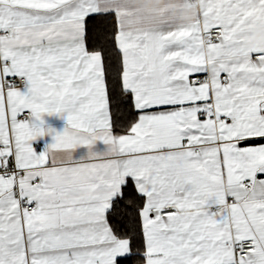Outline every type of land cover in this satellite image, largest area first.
Returning <instances> with one entry per match:
<instances>
[{"label": "snow or ice", "instance_id": "6c2138e0", "mask_svg": "<svg viewBox=\"0 0 264 264\" xmlns=\"http://www.w3.org/2000/svg\"><path fill=\"white\" fill-rule=\"evenodd\" d=\"M0 264H264V0H0Z\"/></svg>", "mask_w": 264, "mask_h": 264}, {"label": "crops", "instance_id": "0c3cea01", "mask_svg": "<svg viewBox=\"0 0 264 264\" xmlns=\"http://www.w3.org/2000/svg\"><path fill=\"white\" fill-rule=\"evenodd\" d=\"M252 42H261V39H260V37L259 36H257V37H254L253 38V41Z\"/></svg>", "mask_w": 264, "mask_h": 264}]
</instances>
